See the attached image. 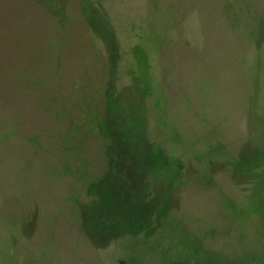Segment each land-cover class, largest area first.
Listing matches in <instances>:
<instances>
[{
    "label": "rangeland",
    "instance_id": "1",
    "mask_svg": "<svg viewBox=\"0 0 264 264\" xmlns=\"http://www.w3.org/2000/svg\"><path fill=\"white\" fill-rule=\"evenodd\" d=\"M0 264H264V0H0Z\"/></svg>",
    "mask_w": 264,
    "mask_h": 264
},
{
    "label": "trees",
    "instance_id": "2",
    "mask_svg": "<svg viewBox=\"0 0 264 264\" xmlns=\"http://www.w3.org/2000/svg\"><path fill=\"white\" fill-rule=\"evenodd\" d=\"M169 192L167 193L166 190L162 189L161 191L157 192L154 194V192H152V194L149 196H147V200L150 201L153 204V219L152 220H147V222L145 221H141V223H139V226L133 229H123L119 231L118 236L114 237H110L108 238L106 241L103 242H109L112 240H115L119 237H125V236H129L130 235H138L140 233H147V234H155L159 228L162 226L163 221L166 219L167 217V212L170 211L171 209V201L168 197ZM169 209V210H168ZM168 210V211H167Z\"/></svg>",
    "mask_w": 264,
    "mask_h": 264
}]
</instances>
